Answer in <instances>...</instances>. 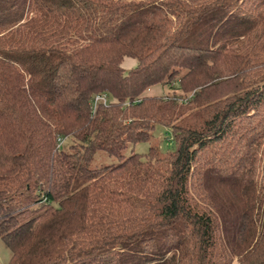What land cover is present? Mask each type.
Listing matches in <instances>:
<instances>
[{
	"label": "trees",
	"instance_id": "obj_1",
	"mask_svg": "<svg viewBox=\"0 0 264 264\" xmlns=\"http://www.w3.org/2000/svg\"><path fill=\"white\" fill-rule=\"evenodd\" d=\"M263 156L264 0H0L7 264H264Z\"/></svg>",
	"mask_w": 264,
	"mask_h": 264
},
{
	"label": "rangeland",
	"instance_id": "obj_2",
	"mask_svg": "<svg viewBox=\"0 0 264 264\" xmlns=\"http://www.w3.org/2000/svg\"><path fill=\"white\" fill-rule=\"evenodd\" d=\"M135 63L136 62L134 59L125 57L122 61V67L125 70H128L131 67H133ZM161 91L162 90L160 87H154L148 90L147 92L148 94L153 95V94H161L162 93ZM153 144H155L162 152L173 150L174 143L171 140L170 131L159 124L155 125L153 130V137L150 142H146V141L138 142L133 146V148L129 147L127 150H125L124 155L125 156L129 155L131 151L140 154H145L148 152L149 146ZM118 162L119 161L117 157L109 155L103 150H98L93 155V158L89 163V166L95 168L104 165L117 164ZM260 173L262 177H264V160L262 163V171H260ZM9 258H10V253L8 249L4 247L2 241L0 240V264H7Z\"/></svg>",
	"mask_w": 264,
	"mask_h": 264
},
{
	"label": "built area",
	"instance_id": "obj_3",
	"mask_svg": "<svg viewBox=\"0 0 264 264\" xmlns=\"http://www.w3.org/2000/svg\"><path fill=\"white\" fill-rule=\"evenodd\" d=\"M99 102L103 103L104 105L107 104L108 101H107L106 96H104V95H97V96H95L94 97V100L92 102V105L94 106V108L97 106V104Z\"/></svg>",
	"mask_w": 264,
	"mask_h": 264
}]
</instances>
